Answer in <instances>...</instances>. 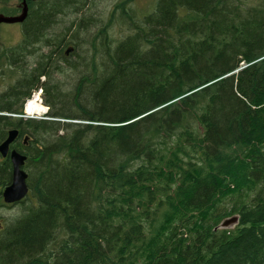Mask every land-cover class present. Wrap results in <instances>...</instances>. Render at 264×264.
<instances>
[{
  "label": "trees",
  "instance_id": "16d2710c",
  "mask_svg": "<svg viewBox=\"0 0 264 264\" xmlns=\"http://www.w3.org/2000/svg\"><path fill=\"white\" fill-rule=\"evenodd\" d=\"M88 6L45 1L0 56L22 72L0 96V142L29 136L31 191L0 264H264V0H156L143 22L118 6L123 40L80 39L101 26L86 14L57 33ZM81 44L94 53L74 60ZM72 70L64 91L54 73ZM38 88L51 120L8 116Z\"/></svg>",
  "mask_w": 264,
  "mask_h": 264
},
{
  "label": "rangeland",
  "instance_id": "374dc122",
  "mask_svg": "<svg viewBox=\"0 0 264 264\" xmlns=\"http://www.w3.org/2000/svg\"><path fill=\"white\" fill-rule=\"evenodd\" d=\"M44 1H49V0H43ZM89 1V6L88 10H83L82 14H79L77 18L74 16L72 17H67L66 20L67 22L65 24H62L59 26V28L56 30L57 33H61L63 31L64 26H69L71 22L81 20L82 16L86 14L85 16L88 17L89 19L97 18V20H100L101 23H98L97 26L99 27L98 29H93L91 31L86 32H79L81 34L80 39L83 40V38L87 36V34H91L93 32L98 33L100 30H103V28L107 29L108 34L113 37L114 39L119 38L118 40H123L126 38L128 35H132L134 32L133 30H129L130 25L128 24V19L127 24L125 22H121V16H122V11L118 10V6H125L126 10V15L134 18L137 22L138 21H144L145 20V15L148 13L152 14L155 9L154 5L156 0H88ZM253 1V0H252ZM20 4V0H8L6 4H2L0 2V16H5V17H11V16H19L17 13H19L18 6ZM87 11V12H86ZM121 15V16H120ZM126 15L123 14V17L126 18ZM64 19V17H61L59 21ZM88 19V20H89ZM112 21L110 26L106 25ZM133 23L130 21V24ZM106 25V26H104ZM24 30V25H17V24H3L1 27V35H0V56L3 54L5 51L7 53H11L14 49H16L20 44L23 42V38L20 41L19 40V35L20 31ZM74 30L70 33H67L65 36H71ZM57 45L56 43H53ZM88 57H91L92 54L94 53L91 49L88 51V46L85 48L83 44H81L80 49L74 53V60L79 61V53L83 56L86 54ZM36 59L37 56L34 53L31 56H28L26 58V62L28 65H30L29 70H32L35 67L36 64ZM97 61L99 62L98 58ZM57 63V62H56ZM62 68H64V63H62ZM243 67V64L241 65ZM21 66L16 67V66H9V65H1L0 64V96L4 95L10 88L11 86H14V82L16 81L18 77V72L22 74L21 72ZM78 73V72H77ZM67 74V75H65ZM80 74H75L72 70L67 72V73H62L59 71V73H54L53 79L56 81H62L63 85L66 83L65 86H62V89L64 91L66 90H71L72 86L75 85V79L79 80ZM44 80V79H43ZM42 81V80H41ZM74 87V86H73ZM43 95V94H42ZM79 122V121H77ZM4 141V140H3ZM1 141V142H3ZM0 142V143H1ZM24 205H18L16 207L12 208H6L0 206V222L3 225V228L0 230L3 231L5 229V226L7 227L10 222L13 220H16L19 218V216L22 214ZM3 233H0L2 235Z\"/></svg>",
  "mask_w": 264,
  "mask_h": 264
},
{
  "label": "water",
  "instance_id": "95a60500",
  "mask_svg": "<svg viewBox=\"0 0 264 264\" xmlns=\"http://www.w3.org/2000/svg\"><path fill=\"white\" fill-rule=\"evenodd\" d=\"M24 13L17 18H6L4 16H0V23H15V22H22L27 16V4L26 0H24ZM68 51L67 53H69ZM17 137V132L12 131L9 133L8 138L6 141L0 145V153L3 157H6L9 152L10 145L14 142ZM10 159L13 165V181L12 184L6 188L3 193L4 199L7 203H14L18 202L23 199L28 193V187L26 184L27 174L22 170V167L25 164L26 157L19 154L16 151H13L10 154ZM235 220L226 221L223 226L228 227L230 224L233 223Z\"/></svg>",
  "mask_w": 264,
  "mask_h": 264
},
{
  "label": "flooded vegetation",
  "instance_id": "af4514ba",
  "mask_svg": "<svg viewBox=\"0 0 264 264\" xmlns=\"http://www.w3.org/2000/svg\"><path fill=\"white\" fill-rule=\"evenodd\" d=\"M22 36V35H21ZM20 36V37H21ZM66 56H68V55H66ZM25 97L26 96H28L27 94L26 95H24ZM18 132H19V134H18V136H17V138H16V140H15V142H14V147H13V149L14 148H18L17 147V145L19 144V143H23V144H28V141L29 140H26V135H24L23 136V139H22V137H19V135H20V130L19 129H16ZM20 150V149H19ZM0 201H3V197H2V193H1V191H0ZM4 203V202H3ZM21 204V202H19V203H15V204H0V206H2V207H6V208H12V207H16V206H18V205H20ZM2 227H1V225H0V229H1Z\"/></svg>",
  "mask_w": 264,
  "mask_h": 264
},
{
  "label": "bare ground",
  "instance_id": "6f19581e",
  "mask_svg": "<svg viewBox=\"0 0 264 264\" xmlns=\"http://www.w3.org/2000/svg\"><path fill=\"white\" fill-rule=\"evenodd\" d=\"M33 110L38 111V112H43L44 111L43 107H41L40 105H37L36 103H31L28 106V111L31 112Z\"/></svg>",
  "mask_w": 264,
  "mask_h": 264
}]
</instances>
